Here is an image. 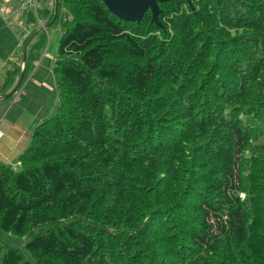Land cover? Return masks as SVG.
<instances>
[{"label":"trees","instance_id":"16d2710c","mask_svg":"<svg viewBox=\"0 0 264 264\" xmlns=\"http://www.w3.org/2000/svg\"><path fill=\"white\" fill-rule=\"evenodd\" d=\"M192 5L159 27L57 0L58 104L0 163V229L28 236L0 264H264V0Z\"/></svg>","mask_w":264,"mask_h":264},{"label":"crops","instance_id":"0c3cea01","mask_svg":"<svg viewBox=\"0 0 264 264\" xmlns=\"http://www.w3.org/2000/svg\"><path fill=\"white\" fill-rule=\"evenodd\" d=\"M1 14L3 23L13 25L11 28L16 31L18 44L8 53L0 46V68L5 66L6 60H20V63L23 50L26 58L28 56L26 75L20 88L9 98L0 99V163L15 166L18 156L27 148L36 125L52 115L58 104L52 72L55 54L49 53V47H45L50 38L45 37L39 27L29 31L17 29L14 22ZM29 18L30 14L25 16L26 21ZM39 19L46 22V18ZM9 33L11 35L12 32Z\"/></svg>","mask_w":264,"mask_h":264},{"label":"rangeland","instance_id":"374dc122","mask_svg":"<svg viewBox=\"0 0 264 264\" xmlns=\"http://www.w3.org/2000/svg\"><path fill=\"white\" fill-rule=\"evenodd\" d=\"M42 11H44V16H46L45 18H47V16L49 15H53L54 12L53 0H0V13H2L1 15L3 14L6 15V17H8L10 21L14 22L17 29L19 28L20 30L23 31L24 29L25 31H29L32 29L36 30L39 27V29L41 30V32L43 31L45 36H47L48 33V37L50 39L48 45L46 43L45 47H49L48 52L54 55L56 53L58 38L62 32V27H63L62 17L65 16V18L68 21H71L72 16L68 14L67 11L66 12L63 11V9L61 8L62 13L60 15L57 13L58 17L56 18V22H54L52 26L49 25V27H47L46 29L47 33H46V31L43 30L39 25V21H40L39 15L43 16ZM28 14H30V18L28 21H26L25 16L26 15L28 16ZM45 21L47 22L46 19ZM12 26H13L12 24L8 26V22L3 23L2 17L0 16V46L3 48L5 53H8L10 49H13L18 44V39L16 38V31L12 30L11 28ZM10 31L12 32L11 35L9 33ZM18 51L19 49H17L16 53H18ZM23 54H24V50L22 51L21 56H23ZM54 60L56 61V55L54 57ZM1 62L2 59L0 58V65ZM5 63H6L5 66L0 68V77H1L0 87L2 85V78H3L2 76L5 77V75H7L6 68L8 67L9 69L12 68L11 65L9 66L8 62ZM20 86L21 84L17 88H20ZM54 87H55V91H57L55 81H54ZM0 241L8 245L18 247V249L25 252V244L28 242V236H17L11 233H7L0 229Z\"/></svg>","mask_w":264,"mask_h":264},{"label":"water","instance_id":"95a60500","mask_svg":"<svg viewBox=\"0 0 264 264\" xmlns=\"http://www.w3.org/2000/svg\"><path fill=\"white\" fill-rule=\"evenodd\" d=\"M101 1L114 16L125 22H133L138 24L142 20L144 13L149 10L151 13L150 22L156 24L159 27H162L161 23L158 20V14L160 13L159 4L168 2L170 0H101ZM185 1L193 9V5H192L193 0H185ZM53 2H54V15H55L57 0H53ZM47 27H49V24L47 25ZM25 62H26V52L24 51L21 60V71L16 80V83L9 92L0 95V99L9 98L15 92L17 87L20 85L24 75Z\"/></svg>","mask_w":264,"mask_h":264},{"label":"clouds","instance_id":"9594fccd","mask_svg":"<svg viewBox=\"0 0 264 264\" xmlns=\"http://www.w3.org/2000/svg\"><path fill=\"white\" fill-rule=\"evenodd\" d=\"M54 3V2H53ZM44 23V28L46 29L47 28V25L48 24H46V22H43ZM43 27H42V29H44ZM1 131V130H0Z\"/></svg>","mask_w":264,"mask_h":264},{"label":"built area","instance_id":"2783aa9c","mask_svg":"<svg viewBox=\"0 0 264 264\" xmlns=\"http://www.w3.org/2000/svg\"><path fill=\"white\" fill-rule=\"evenodd\" d=\"M39 22H40L41 27L44 28V24L41 21H39ZM0 133H1V131H0Z\"/></svg>","mask_w":264,"mask_h":264}]
</instances>
